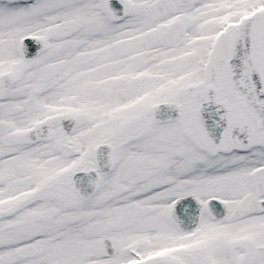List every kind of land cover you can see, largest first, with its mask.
Segmentation results:
<instances>
[{
  "label": "snow or ice",
  "instance_id": "6c2138e0",
  "mask_svg": "<svg viewBox=\"0 0 264 264\" xmlns=\"http://www.w3.org/2000/svg\"><path fill=\"white\" fill-rule=\"evenodd\" d=\"M0 264H264V0H0Z\"/></svg>",
  "mask_w": 264,
  "mask_h": 264
}]
</instances>
